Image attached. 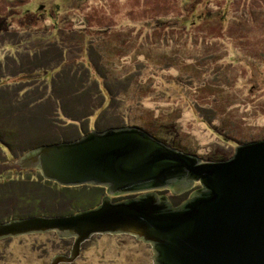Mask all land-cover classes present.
<instances>
[{"label": "rangeland", "instance_id": "1", "mask_svg": "<svg viewBox=\"0 0 264 264\" xmlns=\"http://www.w3.org/2000/svg\"><path fill=\"white\" fill-rule=\"evenodd\" d=\"M25 17L32 21L28 19L21 27ZM6 22L8 30L19 32L15 33L22 39L12 49L0 44L3 63L14 50L37 46L36 37L61 43L66 35L69 39L61 44L70 53L69 59L79 53L81 63L88 67L80 51L89 41L88 46L95 49L90 53L95 54V65L103 71L90 74L99 84L100 102L110 110L105 112L109 116L106 123L102 113L101 119L90 113L70 118L54 105L50 110L37 105L53 101L51 90L44 98L31 101L32 106L17 98L13 109H31V116L43 114L39 122L29 121L30 135L21 130L23 149L50 143L48 136L57 134L52 131L74 139L91 130L139 125L171 148L202 161H217L230 157L237 145L264 138V0H0V27L4 29ZM28 33L29 40H24L21 34ZM67 63L48 68V84L57 74L62 81L71 80ZM18 71L16 65L10 74ZM5 78L0 76V82L5 83ZM118 80L127 84L125 89L121 86L119 91ZM106 82L119 84L113 97ZM80 100L79 106L87 107ZM110 100L114 102L109 106ZM15 123V118L3 121V138L9 137V130L15 131ZM43 127L45 132L40 130ZM18 156L0 161L4 174L0 182L8 181L10 175L16 178L14 171L19 168H30L15 162ZM101 187L98 203L104 195L113 202L134 195H109L106 186ZM194 187L200 184L192 183L171 200L186 199ZM156 192L174 194L168 188ZM8 207H14L12 202ZM73 239L55 231L0 238V264H50L57 254L69 255ZM155 254L153 244L134 232L95 233L84 241V254L78 252L71 261L56 264H155Z\"/></svg>", "mask_w": 264, "mask_h": 264}, {"label": "water", "instance_id": "2", "mask_svg": "<svg viewBox=\"0 0 264 264\" xmlns=\"http://www.w3.org/2000/svg\"><path fill=\"white\" fill-rule=\"evenodd\" d=\"M15 162L36 168L63 186H106L109 195L168 188L176 194L198 182L196 195L168 208L154 193L113 202L104 195L86 209L58 215H30L0 222V238L55 231L73 236L69 255L84 254L95 233L134 232L150 241L155 264H264V138L237 145L224 160L202 161L165 145L137 126L91 130L68 141L40 144ZM188 184L176 189L174 180Z\"/></svg>", "mask_w": 264, "mask_h": 264}, {"label": "trees", "instance_id": "3", "mask_svg": "<svg viewBox=\"0 0 264 264\" xmlns=\"http://www.w3.org/2000/svg\"><path fill=\"white\" fill-rule=\"evenodd\" d=\"M28 19V17L22 19L20 21V26L24 27L27 25ZM29 20L30 22L32 21V19ZM191 21L194 22L196 20L193 18ZM8 25L9 23L6 22L4 26L2 25L4 29L0 27V44L3 45L2 48L4 49H8L7 47L12 49V47L20 44L22 39L18 35L19 32L8 30ZM54 27L57 28V25ZM21 35L26 36L24 40H29L28 35L31 34ZM36 39L40 42L37 46L31 45V48H24L22 52L14 50L4 63L1 62L3 58L0 56V63L3 64L0 65V76L5 75L7 77L5 78V83L0 82V104H4L0 108V161H4L6 156H20L28 150L27 147L25 149L21 148L24 145L21 130L24 129L30 132V128L28 127L29 121L39 122L41 115L43 116L41 112L32 113L33 115L31 116L29 113L31 109L27 108L22 110L13 109L17 104V98L30 101L25 105L32 106L30 105L32 103L31 101L36 102L39 100V97L44 98L51 90L53 101L37 105L46 110H50L54 105L55 109L60 114L70 118H79L82 114L90 113L88 115L99 114V119H101L102 113V116L106 115L105 117H107L104 119V122L108 123L109 121V116L105 114V112L108 113L110 110L105 108L104 101L100 102V96L97 90V85L99 84H97L96 79H93L90 74L92 71L94 75L98 73L103 74L99 66L95 65V54H90L95 51L91 45L88 46L90 42L88 41L86 48L80 51L81 56L83 55L86 57L85 64L87 65L89 61L91 65L85 67V65L81 63L79 53L73 60H70V53L66 54L67 51H65L66 47H64V49L62 48L61 43H65L69 39L66 35L60 40L61 43L46 42L44 41L45 39L41 37H36ZM51 44L54 45L52 46ZM14 55H16V58H14ZM65 60L69 62L66 65L69 68L67 74H72V78L69 77L71 80L62 81V77L57 74L55 77L52 75L51 82L48 84V68L59 62H64ZM6 62H11L14 67H8ZM16 65H19V71L17 75H11L10 72L15 73ZM119 82L120 86L119 84L109 85V83L106 82L108 91L112 94V97L114 96L113 93H116L118 90L116 86H119V91L121 86H123L124 89L125 86H127V84H122L121 81ZM48 86H50L49 89ZM81 98L88 104L84 109L79 106ZM72 102L76 103V107L71 106ZM112 102L114 101H109V106L113 104ZM54 103H56V105ZM117 105L118 103L114 104L116 107ZM15 114L19 115L15 117ZM14 118L16 119V123L14 124L15 131L9 130V137L3 138L2 133L6 132L4 129L6 126H3V121L12 122ZM74 125L76 126L77 123ZM48 127L50 126L48 125ZM44 128L45 127L40 130L45 132ZM51 128L58 130V128L55 129L53 126H51L50 129ZM52 132H57V134H55L54 138L48 136L47 140H52L50 142H60L74 137L65 138L63 134H61L62 131ZM18 133H20L19 136ZM40 144L44 143H36L33 147ZM31 169L19 168L16 171L11 169L9 172L12 174L14 171L16 178H11L10 175L8 181L3 180L0 182V221L33 214L50 216L72 213L77 209H86L94 206L98 203L103 193V188L99 185L90 186L83 184L77 186H63L52 180L45 179L36 168ZM3 175L4 174L0 173V177H3ZM10 201L14 207H8L9 203H11Z\"/></svg>", "mask_w": 264, "mask_h": 264}, {"label": "flooded vegetation", "instance_id": "4", "mask_svg": "<svg viewBox=\"0 0 264 264\" xmlns=\"http://www.w3.org/2000/svg\"><path fill=\"white\" fill-rule=\"evenodd\" d=\"M188 184L184 179H178V180H174V184L173 188H176V189H179L181 188V185H186ZM141 188H143V190H140V191H135L133 192L134 195H132V197H135L136 195H139V194H143V193H146V194H149V193H154L156 195V197L162 201V202H166L167 205H168V208L166 209H163L162 211H171V210H176V211H180V205L186 200V199H191L192 197L196 196V195H201L200 194H197V193H192V190L189 191V195L186 199H182L181 201L177 202V203H174L171 198L174 197V196H178V194H170V196H167L163 193H157L156 190H158L157 188L154 189V188H149V187H146L145 184H141L140 185ZM195 188V187H194ZM163 189V188H162ZM196 189V188H195ZM186 191V190H185ZM180 194V193H179Z\"/></svg>", "mask_w": 264, "mask_h": 264}]
</instances>
